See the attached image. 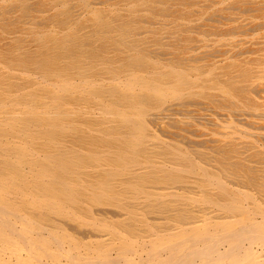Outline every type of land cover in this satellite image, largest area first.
<instances>
[{
    "label": "bare ground",
    "instance_id": "1",
    "mask_svg": "<svg viewBox=\"0 0 264 264\" xmlns=\"http://www.w3.org/2000/svg\"><path fill=\"white\" fill-rule=\"evenodd\" d=\"M0 264H264V0H0Z\"/></svg>",
    "mask_w": 264,
    "mask_h": 264
}]
</instances>
